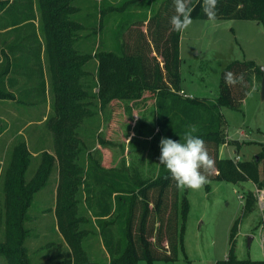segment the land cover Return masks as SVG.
<instances>
[{
    "label": "trees",
    "instance_id": "obj_1",
    "mask_svg": "<svg viewBox=\"0 0 264 264\" xmlns=\"http://www.w3.org/2000/svg\"><path fill=\"white\" fill-rule=\"evenodd\" d=\"M185 4L190 9L191 20L255 21L264 26V0H215V15L211 18L204 12L206 0H185ZM157 10L156 15L152 11L155 16H146L131 28L129 33L138 34L137 38L124 39L122 53L102 49L96 52L97 81L92 84L90 75L88 82L85 79L86 64L92 56L77 48L80 32L85 27L75 18L78 12L76 0H0V29L16 30L23 26L27 34L25 40L35 37L40 42L35 29V22H39L55 87V117L50 122L56 136L57 158L44 154L35 178L26 183L25 174L31 156L28 150H21L16 152L15 162L7 174L10 185L7 194H16L17 197L13 208L9 209L6 241L0 244V254L9 264H35L25 247L28 231L23 227L22 218L32 205L33 195L48 183L56 161L62 168L66 184L58 193L55 211L60 230L73 253L70 257L57 256L50 264H139L141 260L154 264L156 261L178 260L190 210L186 195L188 188L181 193V187H177L161 163L157 175L148 179L137 175L130 178L96 163L90 166L89 172L97 190L89 198L86 212L94 209L95 227L109 260L103 263L89 257L86 244L92 238L87 232L86 215L76 206L74 193L80 179L78 158L85 152L79 129L87 116L95 114L90 105L96 100L101 108H105L115 100H139L147 91L154 94L163 137L178 140L191 130L204 139L213 161L211 167L201 169L206 179L237 185L252 182L257 190H264V153L251 161L235 162L220 157V148L228 138L222 109L238 108L248 96L253 77L262 82V70L253 61H234L223 69L217 99L209 101L181 96L182 31H174L170 23L171 17L176 15L174 0H164ZM143 27L146 31L142 30ZM15 47L10 44L8 50L14 51ZM154 51L158 56H151ZM42 52V46L37 45L34 57L40 62L41 71L37 90L45 95ZM6 71L3 62L0 64V86H4L5 77L14 71V67ZM228 73L232 74L231 83L226 79ZM94 85L99 86L98 93L93 92ZM257 201L256 192H247L244 212H251ZM238 223L233 226L232 241ZM261 225L264 226V215ZM233 246L235 243L227 258L217 264H264V260L238 259Z\"/></svg>",
    "mask_w": 264,
    "mask_h": 264
},
{
    "label": "rangeland",
    "instance_id": "obj_2",
    "mask_svg": "<svg viewBox=\"0 0 264 264\" xmlns=\"http://www.w3.org/2000/svg\"><path fill=\"white\" fill-rule=\"evenodd\" d=\"M163 1L76 0L78 14L84 19L85 29L80 32L81 36L85 37L84 51L92 56L93 51L99 47L104 49L108 40L113 41L112 47L117 40L124 42L126 37L136 40L138 34L129 33L131 28L145 19L147 9L150 8L156 15ZM130 25L132 27H129ZM142 30L145 31L146 28L143 27ZM38 33L42 38V30L39 26ZM122 45L121 50L124 49ZM8 47L6 44L3 47L5 50L2 49L0 52V64L4 62L7 71L15 62L8 55ZM117 49L112 52H116ZM180 58L181 89L188 93L187 96L213 101L220 95L222 72L227 64L234 61H253L261 70L264 68V26L255 21L191 20L190 25L182 31ZM89 64L90 70L85 79L87 81L90 75L89 80H91L93 76L96 84L95 59H90ZM11 74L13 72L9 75L7 73L4 86H0L2 90L0 91V244L6 241L9 231V209L13 208L15 198L17 199L16 194L9 196L7 194L10 188L7 174L10 173V166L12 167L15 162L16 152L28 150L31 156L25 174L26 183L35 178L44 154L51 152L48 154L57 158L56 136L50 122L51 118L55 117V87L52 81L49 82L45 95L42 92L29 93L26 90L18 93L20 90L17 87L13 88L15 84L19 88L32 86L33 89L35 87L37 89L40 84L38 81L35 82L34 71L23 79L15 78V84H13L14 80L9 81L14 78ZM82 81L84 82V78ZM24 95L30 99L25 103L21 100ZM132 101L134 100H117L114 107L117 122L113 129L110 127L111 123L103 121L102 118V115L107 114V107L98 106L92 108L93 112L97 113L95 117L97 122L85 121L79 129L80 138L85 143L83 147L85 152L77 162L81 169L74 201L80 212L86 215L87 232L92 238V241L86 244L89 257L103 263L108 262L109 259L99 230L95 227L97 219L94 216V209L92 212H86L88 200L97 190L89 172L90 166L96 163L102 167L106 161L105 155L110 151L107 162L113 166V170L125 173L130 178L137 175L145 179L144 172L148 173V178H153L159 167V137L153 139L151 145L146 147L147 150H139L143 147L134 141L131 142V149L130 144L127 146L125 143L130 126L126 110ZM222 116L228 136L226 144L229 146L224 148L226 150L223 151L225 155L223 158L238 157L240 160L236 162L251 161L264 153V101L261 96V84L256 77H253V84L245 101L238 108H223ZM97 125L103 129L98 135ZM144 152H146V161L143 163L145 171L133 170L139 168L142 159L140 155ZM56 163L48 183L33 195L32 205L22 218L23 227L28 231V236L24 240L25 247L28 250V257L35 264H50L57 256L70 257L73 253L60 230L55 211L58 193L66 184L62 178V168L57 161ZM128 163H130L129 167ZM260 166L262 168L263 164ZM207 185L210 186L209 191ZM185 188L181 187V193ZM249 191L255 193L252 182H242L237 185L214 179H205V184L199 188H188L186 195L190 210L183 234V250L180 249L179 258L175 262L156 261L154 264H217L227 258L233 243L238 259L264 260V250L258 236L262 228L264 198L259 197L256 192L257 204L251 212L245 213V196ZM237 222H239L237 234L232 241V229ZM251 236L255 238L253 237L254 240L250 244ZM0 264H9L1 254ZM139 264L149 263L141 260Z\"/></svg>",
    "mask_w": 264,
    "mask_h": 264
},
{
    "label": "crops",
    "instance_id": "obj_3",
    "mask_svg": "<svg viewBox=\"0 0 264 264\" xmlns=\"http://www.w3.org/2000/svg\"><path fill=\"white\" fill-rule=\"evenodd\" d=\"M152 14H153L152 10L150 8L147 9V17H150ZM75 18L78 19V22H80V25H83L84 19H82L81 15L79 16L78 12H77ZM99 18H101L100 15H99ZM38 26H39L38 21H36L35 22V29L37 30V34H39L38 33ZM22 27H20L19 29H16V30L15 29H12V30L11 29H7V30L0 29V52H2V49L5 50V48H3V47L6 44H8V46L10 44L13 46H16L14 48V51L10 52L8 50V55L13 60H15L14 65H13L14 71H13V74H11V76L12 77L14 76V78L9 79V81L12 82L15 78L23 79L25 76H29L34 71V73L36 74L35 82L38 81V83L40 84V82H39L40 76H41L40 62H38V60L35 59L34 54L36 53V46L41 45L42 49H43V52H42V65H43V72H44L43 81H45V84H46L45 87H46V92H47V86L50 85L49 82H51V81L53 82L54 73H53L52 68H51V62L45 53V42H44L43 38H41V37H39V41L41 43L38 42V38H35V37H28L29 39L25 40L27 34H26V30H24ZM134 27H135V25L132 28H134ZM21 28H22V30H20ZM18 30H20V32H17ZM84 38L85 37L80 36V38L77 40L78 41L77 42V48L80 50L81 53L87 54V52L84 51V49H86L85 42L83 41ZM125 39H128V38L126 37ZM108 42H109V40L106 43V47H104V49L102 48V50L112 52V51L116 50L118 47L116 52L122 53L120 46L123 44V42L117 40L114 47H112L113 41L109 42V46H108ZM80 45L82 46V48ZM25 48H27V49H25ZM32 49H34V50H32ZM99 49H100V47H99ZM99 49L93 51L92 57H91V58H94L96 61V71H97V67H98V61L96 60L95 56H96V52ZM151 56H158V55L154 51L151 54ZM160 60H161V58H160ZM46 61H47L48 66L46 64ZM89 66H90V64L88 62L86 64L87 73H89L88 71L90 70ZM49 75H50V81H49ZM91 80H92V84H94L93 76H92ZM14 82L16 83L15 80L13 81V84H15ZM255 85H256V82H255ZM15 87H17V89L20 90V91H18V93H21V92L26 90L29 93L36 92V93L40 94V91L37 90L38 88L35 89L36 87L34 89L32 86L26 87V88H19V86L17 84L13 85V88H15ZM181 90L184 91V93L186 95H188V93L184 89H181ZM93 92L98 93L99 87L93 86ZM26 97H27V95H24V98L21 99L23 103H25L27 99L30 100L29 97L28 98H26ZM17 100H20V99H17ZM156 101L157 100H156L155 95L152 93H149L147 91V92H145V94L143 95V97L141 99H139V100L136 99V100L130 102V105L128 106V108L126 110V113H127L126 116L129 118L128 121L130 123V126H129L128 134L125 137V143L127 144V146H128V144H130V149L132 147L131 142L134 141L143 147V148H140L139 150H147L146 147L151 145V143L153 142V139H156L159 137L161 140V138L163 137V135H161V129H160V126L158 125V120H157L158 118H157V105H156L157 103H156ZM116 103H117V100L112 101L109 105H107L106 106L107 107V114L102 115L103 121H107L108 123H111V125H110L111 129H113L114 124L117 122V120H116L117 114H116V111L114 108L116 106ZM90 106L92 108L94 106L101 107L100 103H98V100L95 101L94 105L91 104ZM98 113L101 114V112H98ZM96 116H97V113L91 114L90 116H87L85 120L86 121H92V123H93L94 121H96L95 120ZM98 126L99 125H97V127H96L98 129L97 135L101 131H103V129H100V127H98ZM111 129H110V131H111ZM225 147H229V146L227 144H225L220 148V157L221 158H223V156H225L223 154V151L226 150V149H224ZM129 150H127V151L129 152ZM158 150H160V141H159V149ZM48 153L50 154L51 152H48ZM109 154H110V151H107V154L105 155L106 161L102 165V167L105 169H113L112 168L113 166H111L107 162V157ZM140 154H141V152H140ZM33 155L36 156V154H33ZM140 156L142 159H141V162L138 166L139 168H134L133 170L138 169V171L143 172L142 170L145 171V167H143V163L146 161V158H145L146 152H144L143 155H140ZM157 160H158V158H157ZM127 166L129 167L130 163H128ZM158 166H160L159 160H158ZM153 169H154V167H153ZM158 170H159V167L156 170V175L158 173ZM152 176H153V174H152ZM140 177L142 179H144L142 176H140ZM144 177H145V179H148V173L144 172ZM255 192H257L256 187H255Z\"/></svg>",
    "mask_w": 264,
    "mask_h": 264
},
{
    "label": "clouds",
    "instance_id": "obj_4",
    "mask_svg": "<svg viewBox=\"0 0 264 264\" xmlns=\"http://www.w3.org/2000/svg\"><path fill=\"white\" fill-rule=\"evenodd\" d=\"M176 15L170 19L173 30L180 32L191 23L190 9L186 7L185 0H174ZM215 0H206L204 12L208 17H213ZM231 73L226 79L232 82ZM159 162L167 169L171 178L175 180L177 187L196 189L204 182L206 177L202 174V168L213 165L209 157L204 139L193 132L186 131L178 140L171 137H162L160 140Z\"/></svg>",
    "mask_w": 264,
    "mask_h": 264
},
{
    "label": "built area",
    "instance_id": "obj_5",
    "mask_svg": "<svg viewBox=\"0 0 264 264\" xmlns=\"http://www.w3.org/2000/svg\"><path fill=\"white\" fill-rule=\"evenodd\" d=\"M180 94L185 96V97H191V96H187L183 91H181ZM231 159H233L235 162L240 160V158H238V157L231 158ZM257 194L259 195V197L261 196L264 198V191L257 190ZM259 238H260V241L262 243V248L264 250V226H262L261 230L259 231Z\"/></svg>",
    "mask_w": 264,
    "mask_h": 264
},
{
    "label": "water",
    "instance_id": "obj_6",
    "mask_svg": "<svg viewBox=\"0 0 264 264\" xmlns=\"http://www.w3.org/2000/svg\"><path fill=\"white\" fill-rule=\"evenodd\" d=\"M262 72H263V78H262V82H261V96H262V99L264 101V68L262 69ZM252 240H253V236H251L249 238V243L250 244H251Z\"/></svg>",
    "mask_w": 264,
    "mask_h": 264
}]
</instances>
